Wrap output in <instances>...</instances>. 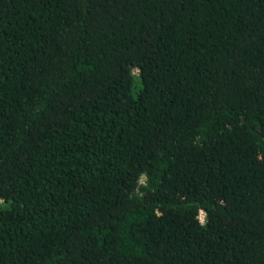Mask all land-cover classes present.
<instances>
[{"label": "trees", "instance_id": "16d2710c", "mask_svg": "<svg viewBox=\"0 0 264 264\" xmlns=\"http://www.w3.org/2000/svg\"><path fill=\"white\" fill-rule=\"evenodd\" d=\"M0 264H264V0H0Z\"/></svg>", "mask_w": 264, "mask_h": 264}, {"label": "rangeland", "instance_id": "374dc122", "mask_svg": "<svg viewBox=\"0 0 264 264\" xmlns=\"http://www.w3.org/2000/svg\"><path fill=\"white\" fill-rule=\"evenodd\" d=\"M199 218H200L201 221H203L204 214H203L202 212H200V214H199Z\"/></svg>", "mask_w": 264, "mask_h": 264}]
</instances>
